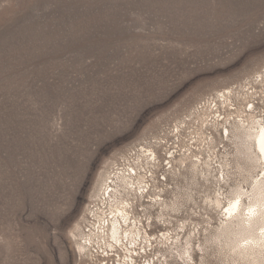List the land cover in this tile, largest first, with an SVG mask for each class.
I'll use <instances>...</instances> for the list:
<instances>
[{
  "label": "rangeland",
  "instance_id": "374dc122",
  "mask_svg": "<svg viewBox=\"0 0 264 264\" xmlns=\"http://www.w3.org/2000/svg\"><path fill=\"white\" fill-rule=\"evenodd\" d=\"M262 73L264 0H0V264H86L77 237L110 166ZM237 126L217 167L179 176L195 264H246L216 204L258 171Z\"/></svg>",
  "mask_w": 264,
  "mask_h": 264
},
{
  "label": "built area",
  "instance_id": "2783aa9c",
  "mask_svg": "<svg viewBox=\"0 0 264 264\" xmlns=\"http://www.w3.org/2000/svg\"><path fill=\"white\" fill-rule=\"evenodd\" d=\"M263 74L207 95L116 160L87 205L78 258L86 264H195L183 238L181 216L190 203L182 197L179 176L190 164L202 166L205 155L217 167L219 145L231 137L239 118L261 119Z\"/></svg>",
  "mask_w": 264,
  "mask_h": 264
},
{
  "label": "bare ground",
  "instance_id": "6f19581e",
  "mask_svg": "<svg viewBox=\"0 0 264 264\" xmlns=\"http://www.w3.org/2000/svg\"><path fill=\"white\" fill-rule=\"evenodd\" d=\"M239 119L235 128L237 138L242 141V149L258 173L246 188L233 189L230 197L225 198V205L216 201L223 213L219 232L229 239L231 248L246 264H264V119L255 120L251 125Z\"/></svg>",
  "mask_w": 264,
  "mask_h": 264
}]
</instances>
